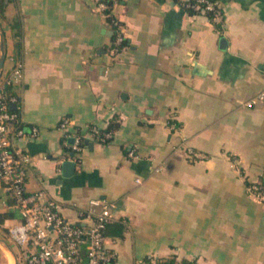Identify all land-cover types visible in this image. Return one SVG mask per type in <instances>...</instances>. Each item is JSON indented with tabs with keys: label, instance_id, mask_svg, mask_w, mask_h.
<instances>
[{
	"label": "crops",
	"instance_id": "crops-1",
	"mask_svg": "<svg viewBox=\"0 0 264 264\" xmlns=\"http://www.w3.org/2000/svg\"><path fill=\"white\" fill-rule=\"evenodd\" d=\"M99 1L6 0L0 9V78L24 63L15 93L28 133L18 143L33 156L28 192L45 190L81 224L91 198L114 202L113 264H264V201L246 187L264 173V102L243 105L264 89V0H220L221 29L181 0H105L125 31L116 56ZM64 119L87 136L70 177ZM90 125L113 139L97 142ZM182 142L206 158L189 162ZM21 220L0 179V264H27L29 248L10 233Z\"/></svg>",
	"mask_w": 264,
	"mask_h": 264
},
{
	"label": "built area",
	"instance_id": "built-area-1",
	"mask_svg": "<svg viewBox=\"0 0 264 264\" xmlns=\"http://www.w3.org/2000/svg\"><path fill=\"white\" fill-rule=\"evenodd\" d=\"M187 10L205 14L217 26L225 22V10L220 0H181ZM98 10L106 17L112 30L108 51L116 56L125 46V31L120 19L115 15L112 4L101 0ZM24 74V63L17 61L11 73L0 78V179L6 184L14 206L21 214V223L10 228V233L22 245L29 248L27 264H113L115 253L106 245V228L114 220L115 203L104 198H91L79 213L84 223H76L65 218L59 203L45 190L28 192L26 182L33 156L18 143L28 136L22 121V105L15 88ZM264 102V89L243 102L252 107ZM171 122V127H175ZM64 131V145L73 153L71 159L78 162V155L84 148L86 134L68 130V119L60 123ZM38 128L30 131L36 137ZM88 136L101 144L113 139V132L98 126H88ZM73 139V142L71 141ZM178 149L186 152L189 162L206 158L185 143ZM129 154L134 155L132 149ZM165 164L157 167V170ZM232 167H236L232 164ZM264 173L261 179L246 184L248 193L257 200L264 201ZM139 181V180H138ZM160 257L148 256L142 264H159Z\"/></svg>",
	"mask_w": 264,
	"mask_h": 264
},
{
	"label": "trees",
	"instance_id": "trees-1",
	"mask_svg": "<svg viewBox=\"0 0 264 264\" xmlns=\"http://www.w3.org/2000/svg\"><path fill=\"white\" fill-rule=\"evenodd\" d=\"M6 0H0V9L5 6ZM193 12V11H191ZM218 29H221V26H217ZM21 45L18 44V47ZM111 131V129H108V131ZM264 180V178H263ZM159 264H198L197 262L193 261H184V260H178L176 257H169V258H159L158 259Z\"/></svg>",
	"mask_w": 264,
	"mask_h": 264
},
{
	"label": "water",
	"instance_id": "water-1",
	"mask_svg": "<svg viewBox=\"0 0 264 264\" xmlns=\"http://www.w3.org/2000/svg\"><path fill=\"white\" fill-rule=\"evenodd\" d=\"M222 44H226V39L222 38L221 40ZM1 76V75H0ZM73 142V139H71ZM76 162L72 160H66L63 162V176L64 177H70L74 174L76 170Z\"/></svg>",
	"mask_w": 264,
	"mask_h": 264
}]
</instances>
